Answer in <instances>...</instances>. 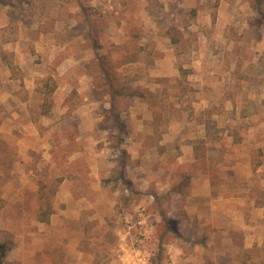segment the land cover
I'll return each mask as SVG.
<instances>
[{
  "label": "rangeland",
  "instance_id": "1",
  "mask_svg": "<svg viewBox=\"0 0 264 264\" xmlns=\"http://www.w3.org/2000/svg\"><path fill=\"white\" fill-rule=\"evenodd\" d=\"M253 1L0 0V264H264Z\"/></svg>",
  "mask_w": 264,
  "mask_h": 264
},
{
  "label": "trees",
  "instance_id": "2",
  "mask_svg": "<svg viewBox=\"0 0 264 264\" xmlns=\"http://www.w3.org/2000/svg\"><path fill=\"white\" fill-rule=\"evenodd\" d=\"M263 1L264 0H254L252 3V7L255 9V11H257L258 14H264V10H263ZM172 31H176V28L172 27L170 29V34H172ZM172 40L174 42V44H179L180 43V38L178 37V35H171ZM42 221H45L44 217L41 219ZM12 242L8 241L6 243L4 242H0V263H3L7 257V254L9 253V251H11L12 249ZM12 264V263H9Z\"/></svg>",
  "mask_w": 264,
  "mask_h": 264
}]
</instances>
